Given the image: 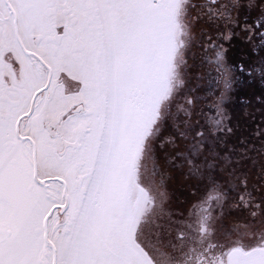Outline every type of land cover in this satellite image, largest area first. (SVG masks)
<instances>
[{
  "label": "snow or ice",
  "instance_id": "snow-or-ice-1",
  "mask_svg": "<svg viewBox=\"0 0 264 264\" xmlns=\"http://www.w3.org/2000/svg\"><path fill=\"white\" fill-rule=\"evenodd\" d=\"M0 264H264V0H0Z\"/></svg>",
  "mask_w": 264,
  "mask_h": 264
},
{
  "label": "flooded vegetation",
  "instance_id": "flooded-vegetation-1",
  "mask_svg": "<svg viewBox=\"0 0 264 264\" xmlns=\"http://www.w3.org/2000/svg\"><path fill=\"white\" fill-rule=\"evenodd\" d=\"M254 91L257 92L256 90H254ZM249 94H251L250 96H252V93L240 91V92H237L235 94V98L238 100L241 96H244V95H248L249 96ZM238 106L241 108V105L239 103H235V104H233L231 106V111H232L234 117H237V116H235L236 115V112H237V114H239L238 113V110L236 109Z\"/></svg>",
  "mask_w": 264,
  "mask_h": 264
},
{
  "label": "rangeland",
  "instance_id": "rangeland-1",
  "mask_svg": "<svg viewBox=\"0 0 264 264\" xmlns=\"http://www.w3.org/2000/svg\"><path fill=\"white\" fill-rule=\"evenodd\" d=\"M252 87V89L253 90H256L257 91V93L259 92V88L257 87V85H252L251 86ZM251 94H249V99H251V96H250ZM235 107V106H234ZM237 110H238V113L240 112V110H241V108L238 106L237 108H236ZM235 116H237L238 117V114H237V112H236V115ZM253 176H255L256 175V169H253Z\"/></svg>",
  "mask_w": 264,
  "mask_h": 264
}]
</instances>
